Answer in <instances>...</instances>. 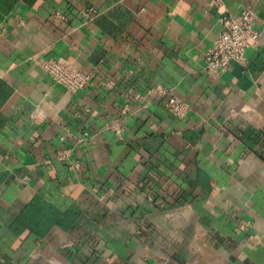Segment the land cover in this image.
Returning a JSON list of instances; mask_svg holds the SVG:
<instances>
[{"label":"crops","instance_id":"crops-1","mask_svg":"<svg viewBox=\"0 0 264 264\" xmlns=\"http://www.w3.org/2000/svg\"><path fill=\"white\" fill-rule=\"evenodd\" d=\"M247 5L248 67L208 74L221 15ZM38 58L92 85L72 95ZM153 85L190 113L154 98L105 128ZM0 264H264V0H0Z\"/></svg>","mask_w":264,"mask_h":264},{"label":"built area","instance_id":"built-area-1","mask_svg":"<svg viewBox=\"0 0 264 264\" xmlns=\"http://www.w3.org/2000/svg\"><path fill=\"white\" fill-rule=\"evenodd\" d=\"M213 5H222V0H213ZM82 13L86 18L92 19L98 11L93 7H85L82 9ZM60 17L64 19V16L61 15ZM259 20V14L250 5L244 6L237 15H232L227 11L223 13L220 17L223 30L206 49L203 55V69L212 76H218L229 70L233 64L246 69L248 67L247 49L259 45L260 32L257 28ZM36 63L54 84L63 86L72 95L91 86L95 76L94 71L79 69L63 58H38ZM129 73L132 74L133 70H130ZM154 98H164V106L176 117H185L191 111V105L188 102L161 85H153L144 94L139 95L137 100L126 101L119 106L118 114L114 117L113 122L106 125L105 128L120 135L122 132L121 123L134 114L135 111L147 108ZM83 111L89 113L90 109L83 108ZM70 136L71 132L67 128L60 140L64 142ZM84 136L88 138L89 134L84 132ZM73 153L72 146L64 145L57 150L56 158L80 171L83 164L72 158ZM123 189L126 190V187H123ZM251 225L250 219L242 218L238 228L241 232H244Z\"/></svg>","mask_w":264,"mask_h":264}]
</instances>
